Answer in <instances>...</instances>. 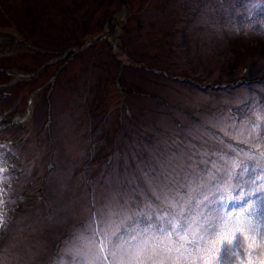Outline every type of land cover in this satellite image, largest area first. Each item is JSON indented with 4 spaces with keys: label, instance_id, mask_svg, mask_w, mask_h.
<instances>
[{
    "label": "rangeland",
    "instance_id": "obj_1",
    "mask_svg": "<svg viewBox=\"0 0 264 264\" xmlns=\"http://www.w3.org/2000/svg\"><path fill=\"white\" fill-rule=\"evenodd\" d=\"M0 168V264H88L165 192L264 230V0H0Z\"/></svg>",
    "mask_w": 264,
    "mask_h": 264
},
{
    "label": "snow or ice",
    "instance_id": "obj_2",
    "mask_svg": "<svg viewBox=\"0 0 264 264\" xmlns=\"http://www.w3.org/2000/svg\"><path fill=\"white\" fill-rule=\"evenodd\" d=\"M176 187L178 195L188 191L187 186ZM162 197L178 209L165 222L166 228L157 231L149 224L143 231L137 230L136 235L125 239L122 230L111 229L110 217H101L105 222V228L99 230L101 234L96 235V228L84 230L74 239L71 251L86 258L88 264H98L101 260L106 264H222V261L227 264L233 258L238 264H264V230L250 216L231 212L214 217L203 216L200 212L193 215L190 208H185L169 193H163ZM106 207L111 208V205ZM197 207L203 205L197 202ZM125 212L126 206L121 205L115 214ZM238 234L247 242L246 247L240 243ZM89 236L93 239H88ZM174 236L177 239H173ZM257 248L260 249L259 257L253 255V249Z\"/></svg>",
    "mask_w": 264,
    "mask_h": 264
},
{
    "label": "trees",
    "instance_id": "obj_3",
    "mask_svg": "<svg viewBox=\"0 0 264 264\" xmlns=\"http://www.w3.org/2000/svg\"><path fill=\"white\" fill-rule=\"evenodd\" d=\"M125 6H127V5H125ZM128 7V6H127Z\"/></svg>",
    "mask_w": 264,
    "mask_h": 264
}]
</instances>
